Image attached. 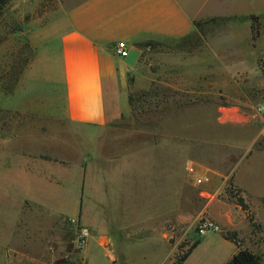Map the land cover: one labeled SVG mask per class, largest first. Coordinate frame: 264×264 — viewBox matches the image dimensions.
I'll return each instance as SVG.
<instances>
[{
	"label": "rangeland",
	"instance_id": "1",
	"mask_svg": "<svg viewBox=\"0 0 264 264\" xmlns=\"http://www.w3.org/2000/svg\"><path fill=\"white\" fill-rule=\"evenodd\" d=\"M82 1L9 0L0 12V75L11 67L22 68L19 81L10 94L5 93L0 85V170L4 157L10 160L12 154L20 151L26 155L41 152L45 146L53 153L77 159V154L67 143H76L74 135L68 132L71 126L50 123L13 110L11 106L27 100L28 88L39 100L53 103L61 100L62 87L46 79L47 63L42 57H39V68H35L31 79L23 81L36 57V49L28 35ZM233 10V0L199 3V12L203 14H225ZM241 12L235 10L233 14L199 19L201 27L197 38L153 42L141 48L137 67L129 78L131 115L124 116L111 130L118 138L137 143L141 151L154 146L150 153L164 155L166 160L170 155V217L162 221L156 216L150 221L151 225L148 224L160 226L159 234L149 230L141 235V239L116 240L113 250L107 245L100 250L91 235L84 250L86 264H110L111 260L115 264H173L182 252L196 243L199 244L184 264H226L242 249L260 256V264H264V156L251 157L254 152L264 153V136L256 141L261 143L262 150H258L256 143L249 152L234 150L227 145L228 141L240 143V139L234 136L237 133L245 135L246 132L264 130V122L255 127L246 125L236 113L253 114L259 107H264V4L263 8ZM47 49L48 45L39 48L42 56L47 54ZM127 63H130L129 59ZM121 94L119 101L126 107V98ZM160 100L165 103L156 108ZM133 108L134 112L131 111ZM259 115L264 120V112ZM234 124H243L244 127L239 129ZM89 133L93 137L92 132H86ZM168 143L170 147H167ZM238 167H241L238 180L247 194L233 184V170ZM210 168L224 175L225 180L218 177L211 189L208 188L209 181L196 184L199 172ZM229 182L239 196L233 197L225 192ZM136 183L134 190L125 185L119 191H111L100 212L103 214L105 210L109 219L114 221L117 218V222H121L122 214L127 212L128 200L136 205L138 199L142 203L149 196L147 185L138 179ZM0 185L5 189L0 190L1 244L10 242L15 248L22 246L21 238L11 240V236L20 220L19 200L12 196L23 192L35 201L65 208L68 217L60 216L58 222H53L54 239L48 244L57 261L72 260L77 256L81 250L77 249L76 235L85 226L80 217L77 218L78 201L73 193L69 196L58 192L48 194L41 187L27 191L18 177L4 174L0 175ZM6 189L13 195L7 197ZM131 191L134 200H130ZM239 197L243 206L239 204ZM24 205L21 221L28 226L31 243L27 249L35 254L42 233H32V226L37 223L40 229L45 228L39 223L43 219V210ZM156 207V204L150 205V208ZM205 220L212 222L217 230L200 237L197 231ZM91 221L96 220L91 217ZM110 252V256L103 254ZM10 254L9 249L0 248V257ZM74 261L80 262L78 258Z\"/></svg>",
	"mask_w": 264,
	"mask_h": 264
},
{
	"label": "crops",
	"instance_id": "2",
	"mask_svg": "<svg viewBox=\"0 0 264 264\" xmlns=\"http://www.w3.org/2000/svg\"><path fill=\"white\" fill-rule=\"evenodd\" d=\"M208 1L84 0L51 23L42 25L28 35V40L36 49V57L32 68L25 77L23 76V81L31 79L35 68H39L38 63L41 61L39 57H42L47 63L46 79L62 87V97L57 103L39 100L28 88L27 100L12 104L11 109L37 116L50 123L71 126L68 132L74 135L76 143L75 145L70 141L67 143L69 149H73L77 154V159L73 160L59 152L53 153L50 147L46 146L41 152H28L27 155L20 151L19 154H12L10 160L4 157L0 175L18 177L22 187L27 191L33 187H41L48 194L58 192L69 196L73 193L74 199L78 201L77 218L80 217L84 228L88 229V239L92 235L100 250L104 245L113 250L116 240L123 242L134 238L137 240L138 237L141 239L145 231L152 230L159 234L161 227L149 226L150 221L156 216L162 218V221L170 217L172 196L170 155L166 156V160L164 155L162 157L150 153L154 146L143 148L141 151L137 143L118 138L111 130V127L124 116L131 115L128 103L129 78L135 72L141 56L139 45L147 42L180 40L195 31L193 23L196 20L208 16L233 14L235 10L237 12L257 10L259 7L263 8L264 4L263 0L243 2L233 0L232 12L200 13L199 3L206 4ZM120 41L125 42L131 50L126 58L113 55V47ZM47 45L48 55L44 53L42 56L41 47ZM128 59L130 63H127ZM121 93L126 98V107L119 101ZM236 113L244 119L246 125L253 124L255 127L264 122L258 113L244 111ZM234 127L243 129L244 126L234 124ZM87 131L92 132L94 138L90 133L86 134ZM240 134L234 135L240 139V143L228 141L227 145L234 150L249 152L258 138L264 136V130ZM167 147H170V143ZM53 150L56 151L55 148ZM257 156L263 157L264 153L251 154V157ZM240 168L233 170L232 181L243 194H247L238 180ZM198 177L206 178L210 189L218 181V177L223 180L226 178L213 168L200 171ZM137 179L149 188V196L145 201L141 203L137 197L139 201L134 205V202L130 204L128 200L125 209L127 212L122 214L121 222L119 220L117 222L116 217L114 221L109 219L105 210L103 214L100 212L111 191L114 192L116 189L119 191L125 185L134 190L138 183ZM3 188L0 185V190H5ZM5 194L9 197L11 193L8 191ZM12 197L19 200L20 220L12 231L11 240L21 238L23 242L20 248L11 246L10 242L0 243V248L9 249L11 253L0 257V264L66 262L86 264L84 250L88 239L85 247L75 257L80 262L74 261L75 258L57 261L55 255L53 256L52 247L48 244L54 239L53 222H58L60 216L68 217L64 207L35 201L23 192ZM130 200H134L132 191ZM25 202L43 210V219L39 223L45 228L40 229L37 223L32 226L34 230L30 227L32 233L38 234L39 231L42 233V239L36 244L35 254H31L27 249L31 245L30 235L28 226L21 221L24 210L22 204ZM151 204H156L157 207L150 208ZM91 217L96 221H91ZM111 253L103 254L110 256ZM110 264H115V261L111 260Z\"/></svg>",
	"mask_w": 264,
	"mask_h": 264
},
{
	"label": "trees",
	"instance_id": "3",
	"mask_svg": "<svg viewBox=\"0 0 264 264\" xmlns=\"http://www.w3.org/2000/svg\"><path fill=\"white\" fill-rule=\"evenodd\" d=\"M8 2H9V0H0V12L8 4ZM193 24H194L195 31L191 35L180 39V41L190 40L192 38H197L199 36V30L201 27V23L199 20H196V21H194ZM256 34H257V32H256ZM150 43H153V42H147L144 44H140L139 47L142 48L146 44L150 45ZM21 74H22V68L21 67L18 69H14L11 67L8 71H4L0 75V81H1L0 85H1V87L5 93L10 94L13 91V89L15 88L16 84L19 81V77ZM155 96L158 97L157 95H155ZM163 101L164 100H160V102H157L156 108H159L160 103H165ZM128 103H129V107H131L132 106V96L131 95H128ZM162 109H164V108H162ZM131 111L134 112L135 109L133 108V109H131ZM256 147L259 148L258 150H262L261 143H256ZM225 192L228 193L230 196H233V197H236L235 195H238V191L232 188L231 182H229L228 187L225 189ZM238 199H239L238 200L239 204L241 206H243L242 198L239 197ZM198 244L199 243H196V244L192 245L191 247H189L185 252H182L178 256L176 262H174L173 264H183L187 260V258L191 255L192 250L195 249ZM181 249L182 248H179V251H181ZM260 263H261V257L260 256L252 253L251 251H249L247 249H242V250H239L237 253H235L226 264H260ZM60 264H81V263L66 262V263H60Z\"/></svg>",
	"mask_w": 264,
	"mask_h": 264
},
{
	"label": "built area",
	"instance_id": "4",
	"mask_svg": "<svg viewBox=\"0 0 264 264\" xmlns=\"http://www.w3.org/2000/svg\"><path fill=\"white\" fill-rule=\"evenodd\" d=\"M113 55L119 58H126L129 55V49L127 44L123 41L118 42L113 47ZM263 112H264V107H259L257 109L258 114H261ZM204 181H206V178L203 177L195 178V183L198 185L202 184ZM215 230H217V227L212 222L205 220V222H203L200 225L197 234L200 237H204L206 234L210 232H215ZM88 237H89L88 229L81 228L78 234L76 235V240H75L77 249L82 250L85 247Z\"/></svg>",
	"mask_w": 264,
	"mask_h": 264
},
{
	"label": "bare ground",
	"instance_id": "5",
	"mask_svg": "<svg viewBox=\"0 0 264 264\" xmlns=\"http://www.w3.org/2000/svg\"><path fill=\"white\" fill-rule=\"evenodd\" d=\"M227 118H229L230 120H232L233 118H231V117H227Z\"/></svg>",
	"mask_w": 264,
	"mask_h": 264
}]
</instances>
